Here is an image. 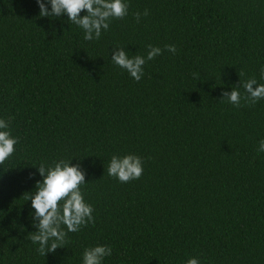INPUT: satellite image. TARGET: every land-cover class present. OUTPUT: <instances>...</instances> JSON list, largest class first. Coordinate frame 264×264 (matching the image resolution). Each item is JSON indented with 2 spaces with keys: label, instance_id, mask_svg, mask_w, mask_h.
<instances>
[{
  "label": "trees",
  "instance_id": "1",
  "mask_svg": "<svg viewBox=\"0 0 264 264\" xmlns=\"http://www.w3.org/2000/svg\"><path fill=\"white\" fill-rule=\"evenodd\" d=\"M126 2L88 41L66 13L0 0V119L18 138L0 164V264H83L97 245L112 249L102 264H264V98L243 99L245 81L264 84V0ZM149 44L162 54L139 81L111 60ZM233 88L240 107L222 98ZM127 154L143 174L122 183L107 168ZM61 159L84 171L95 222L43 256L28 198L37 166Z\"/></svg>",
  "mask_w": 264,
  "mask_h": 264
},
{
  "label": "clouds",
  "instance_id": "2",
  "mask_svg": "<svg viewBox=\"0 0 264 264\" xmlns=\"http://www.w3.org/2000/svg\"><path fill=\"white\" fill-rule=\"evenodd\" d=\"M48 3L51 5L50 10L45 0H37L41 17H60L66 13L68 20L83 30L84 39L88 41L98 40L102 30L109 29V21L112 18L125 17L129 7L126 0H48ZM82 11H86L83 16L80 15ZM148 14V9H145L143 15ZM134 17L139 22L141 13L135 12ZM147 47L149 50L146 58L141 55L130 58L124 48H115L111 60L139 81L144 75L143 65L146 60H153L162 54L159 47L151 44ZM165 48L173 54L176 53L175 45H165ZM261 77L264 78V68L261 69ZM243 88L247 93L243 99L249 105L264 98V84L258 85L255 78L245 81ZM222 98H226L227 102L236 107L241 106L242 97L238 88H233L230 92L224 91ZM9 121L0 119V164L13 154L14 146L18 143V138L11 135ZM258 151L264 152V140L259 142ZM37 168L43 179L36 182V191L28 198L35 209L33 223L37 229L31 232L29 239L33 243H38L37 252L46 256L49 252H55L58 247H64L68 232H77L81 226L94 224L95 221L92 215L93 207L85 202L80 190V185L85 183V173L79 164L74 165L71 160L61 159L52 166L41 163ZM107 172L109 176L117 178L122 183L139 179L143 174V160L135 154L123 157L113 155ZM61 225L66 226L67 231ZM111 254L112 249L107 245L86 248L83 253V264H102L103 259ZM186 264H199V261L192 257Z\"/></svg>",
  "mask_w": 264,
  "mask_h": 264
}]
</instances>
